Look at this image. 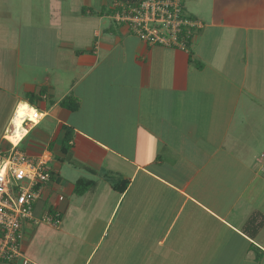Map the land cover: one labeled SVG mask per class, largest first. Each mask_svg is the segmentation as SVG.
Listing matches in <instances>:
<instances>
[{
  "label": "crops",
  "instance_id": "obj_1",
  "mask_svg": "<svg viewBox=\"0 0 264 264\" xmlns=\"http://www.w3.org/2000/svg\"><path fill=\"white\" fill-rule=\"evenodd\" d=\"M115 2L0 0V148L20 102L44 113L19 147L50 153L65 197L59 227L26 224L27 264H264V225L243 229L264 213L246 192L264 182V0L184 1L204 23L188 50L140 40Z\"/></svg>",
  "mask_w": 264,
  "mask_h": 264
},
{
  "label": "built area",
  "instance_id": "obj_2",
  "mask_svg": "<svg viewBox=\"0 0 264 264\" xmlns=\"http://www.w3.org/2000/svg\"><path fill=\"white\" fill-rule=\"evenodd\" d=\"M116 6L114 19L127 24L140 40L152 45L188 50L190 42L204 27L201 19L185 10L184 0H139L119 2ZM8 141L0 148V167L7 165L0 179V262L14 263L22 259L27 264L29 260L22 248L26 224L59 227L62 216L58 205L65 197L53 187L56 169L49 152L31 156L19 143L14 145ZM18 170L23 171L22 176ZM45 198L48 204L37 215L38 204Z\"/></svg>",
  "mask_w": 264,
  "mask_h": 264
},
{
  "label": "trees",
  "instance_id": "obj_3",
  "mask_svg": "<svg viewBox=\"0 0 264 264\" xmlns=\"http://www.w3.org/2000/svg\"><path fill=\"white\" fill-rule=\"evenodd\" d=\"M137 1L139 0H116L113 7H111V13H114L117 10L116 3H119V2L130 3V2H137ZM190 43L192 44V42ZM61 105L73 110L77 108L78 104L71 97H66L61 101ZM70 140L71 138L69 134H67L62 144V150L64 152H67L69 147L71 146ZM128 183H129L128 180L118 181L114 184V187L116 189L124 190L127 187ZM91 185H93L92 180H85L83 178H79L75 183L74 192L77 194H83L85 191H87V189ZM263 225H264V213L261 211H256L252 215L249 216L247 221L244 223L243 229L251 237H255V235L259 232V230L263 227ZM252 248L256 250L258 256L261 255L259 247L253 244Z\"/></svg>",
  "mask_w": 264,
  "mask_h": 264
},
{
  "label": "clouds",
  "instance_id": "obj_4",
  "mask_svg": "<svg viewBox=\"0 0 264 264\" xmlns=\"http://www.w3.org/2000/svg\"><path fill=\"white\" fill-rule=\"evenodd\" d=\"M44 113H40L35 107L29 105L27 101L20 102L15 111V118L12 123L15 125V134L11 137H7L14 145L19 143L20 140L27 134V129H23L22 125L25 119L31 120L33 124H39L43 119ZM7 170V165L0 167V179L3 178ZM20 176L23 175L22 170H18Z\"/></svg>",
  "mask_w": 264,
  "mask_h": 264
},
{
  "label": "rangeland",
  "instance_id": "obj_5",
  "mask_svg": "<svg viewBox=\"0 0 264 264\" xmlns=\"http://www.w3.org/2000/svg\"><path fill=\"white\" fill-rule=\"evenodd\" d=\"M185 1V3L187 4V5H189V4H193V3H195L196 1H198V0H194V1H192V0H184ZM74 165H76V164H74ZM74 165H63V167H62V169H61V174L60 175H62V174H69V175H74L75 174V172H77L76 170H75V167H74ZM77 166V165H76ZM234 167H237V168H240V166H234ZM75 170V171H74ZM74 173V174H73ZM59 174V173H58ZM228 183L226 184V186H223L222 188H226V190H228V188H229V183H230V178H228L227 180H226ZM244 181H248V178L247 179H245ZM250 182V181H249ZM249 182H246V183H249ZM251 183H253V185L250 187H248V188H246V192L249 194V192H252L253 190L255 191V192H258V194H259V192H260V197H259V199L258 200H256L257 198H255V201H256V203L255 204H258V205H260V208L261 209H263L264 210V182H259V181H257V180H254V181H252ZM250 183V184H251ZM235 184H237V186H236V188H234V187H232V186H230V190H236L237 192H240V191H242V189H243V180L240 178L239 180H235ZM243 185V186H242ZM246 187V186H245ZM251 196L250 195H248L247 197H245V202L246 201H248L249 200V198H250ZM235 201V198H225V200H223L224 202H227V201ZM222 201V200H221ZM231 205V204H230ZM122 212L120 211V214H121ZM120 214L118 215V218H119V216H120ZM231 246V244H225V246L224 247H222V249H221V251H220V254H225V250H227V249H229V247ZM257 254V253H256ZM239 257V256H238Z\"/></svg>",
  "mask_w": 264,
  "mask_h": 264
},
{
  "label": "bare ground",
  "instance_id": "obj_6",
  "mask_svg": "<svg viewBox=\"0 0 264 264\" xmlns=\"http://www.w3.org/2000/svg\"><path fill=\"white\" fill-rule=\"evenodd\" d=\"M26 120H28V119H25V121H26ZM25 121H24V122H25ZM23 124H24V123H23ZM24 125H25V124H24ZM11 127H12V126H11ZM22 127H23V125H22ZM23 129H24V127H23ZM27 130H28V129H27ZM15 131H16V130H15ZM14 134H15V132H14L13 134H9L8 137L13 136Z\"/></svg>",
  "mask_w": 264,
  "mask_h": 264
}]
</instances>
